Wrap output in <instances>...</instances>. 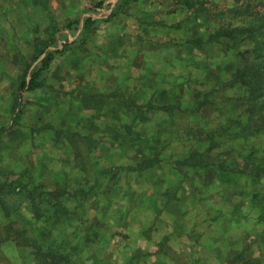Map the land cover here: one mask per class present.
<instances>
[{
  "label": "rangeland",
  "instance_id": "1",
  "mask_svg": "<svg viewBox=\"0 0 264 264\" xmlns=\"http://www.w3.org/2000/svg\"><path fill=\"white\" fill-rule=\"evenodd\" d=\"M120 1L0 0V264H264V0Z\"/></svg>",
  "mask_w": 264,
  "mask_h": 264
},
{
  "label": "trees",
  "instance_id": "2",
  "mask_svg": "<svg viewBox=\"0 0 264 264\" xmlns=\"http://www.w3.org/2000/svg\"><path fill=\"white\" fill-rule=\"evenodd\" d=\"M129 1H133V0H121L120 3H123V2L126 3ZM99 5H101V1H97L95 3V6H99ZM94 22H95V19H93L91 16L85 17L80 25V30L77 36L70 43L83 42L84 35L89 31L90 27L92 26ZM53 40L55 41L56 38H53ZM66 46H68L67 43H62V48H65ZM50 59H51V52H47L42 58L39 59L38 66L33 67L30 70L27 69L25 71L20 81L18 82V85L16 87V92L13 97L12 117H11L10 124L6 126H0V133L6 130L7 128L11 127L15 123L17 114L20 111L22 93L27 90H33L34 88L38 86L37 77H38L39 71L48 65ZM26 73L28 75L27 77H26ZM189 156L190 154L185 155L182 158H177L176 162L180 165H183V163L184 164L188 163L187 165H192L194 167L195 164L198 163V161L189 159ZM201 167H206V165L203 166L201 164ZM221 167H222L221 165H218L217 168L220 170L221 169L223 170V168Z\"/></svg>",
  "mask_w": 264,
  "mask_h": 264
}]
</instances>
